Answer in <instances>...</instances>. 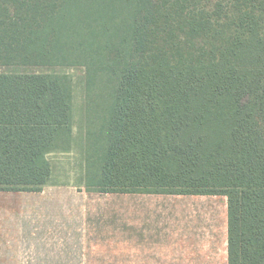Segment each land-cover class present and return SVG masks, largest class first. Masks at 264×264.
Segmentation results:
<instances>
[{
	"label": "trees",
	"instance_id": "16d2710c",
	"mask_svg": "<svg viewBox=\"0 0 264 264\" xmlns=\"http://www.w3.org/2000/svg\"><path fill=\"white\" fill-rule=\"evenodd\" d=\"M213 1L0 0V66L84 68L86 188L225 195L229 264H264V0H219L249 9L226 49L198 41ZM73 111L70 75L0 72V191L49 183Z\"/></svg>",
	"mask_w": 264,
	"mask_h": 264
},
{
	"label": "crops",
	"instance_id": "0c3cea01",
	"mask_svg": "<svg viewBox=\"0 0 264 264\" xmlns=\"http://www.w3.org/2000/svg\"><path fill=\"white\" fill-rule=\"evenodd\" d=\"M0 264H229L228 198L0 191Z\"/></svg>",
	"mask_w": 264,
	"mask_h": 264
},
{
	"label": "rangeland",
	"instance_id": "374dc122",
	"mask_svg": "<svg viewBox=\"0 0 264 264\" xmlns=\"http://www.w3.org/2000/svg\"><path fill=\"white\" fill-rule=\"evenodd\" d=\"M251 0H248V4ZM178 16L190 15L189 10L182 5L174 6ZM213 12L214 31L204 28L198 38L200 43L208 46H214L218 49H226L231 46L232 40L241 32L240 23L249 13L245 10L241 15H235L233 24L229 25L226 15H222V8L219 6V0L208 3L205 8L196 10L194 16L201 18L205 14L204 9ZM237 23V26L235 24ZM60 72L71 76L74 89V131L72 145L69 149H59L49 154L52 163V175L49 179L50 184L61 186H78L86 189L87 155H88V126L85 90V69L82 67L70 68H28V67H1L0 72ZM91 122V121H90Z\"/></svg>",
	"mask_w": 264,
	"mask_h": 264
}]
</instances>
